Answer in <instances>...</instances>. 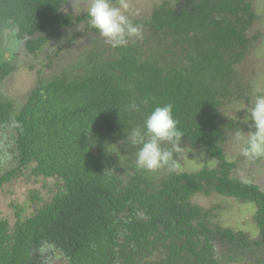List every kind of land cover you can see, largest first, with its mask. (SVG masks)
Instances as JSON below:
<instances>
[{"label":"trees","instance_id":"trees-1","mask_svg":"<svg viewBox=\"0 0 264 264\" xmlns=\"http://www.w3.org/2000/svg\"><path fill=\"white\" fill-rule=\"evenodd\" d=\"M74 1L0 0V87L21 53L56 70L39 72L19 105L0 91V187L21 176L50 185L30 191V215L0 214V264H48L47 246L65 264H264V189L226 153L231 134L250 129L227 114L252 98L238 66L258 50L264 73L255 0H164L133 21L143 39L120 48ZM164 104L183 133L176 170H140L127 134ZM191 150L205 165L179 171ZM198 195L254 204L259 236L215 223Z\"/></svg>","mask_w":264,"mask_h":264},{"label":"rangeland","instance_id":"rangeland-1","mask_svg":"<svg viewBox=\"0 0 264 264\" xmlns=\"http://www.w3.org/2000/svg\"><path fill=\"white\" fill-rule=\"evenodd\" d=\"M163 1L164 0H127L129 5L128 14L133 21L147 18L152 14L154 8ZM255 2L258 11V19L252 27L251 34L254 35L260 30L264 38V0H255ZM114 3L118 4L119 0ZM87 4L88 0H75L73 9L76 10L77 13H81L86 9ZM78 29L82 31V29ZM84 38H88V35L84 36ZM4 44H6L7 48L13 46L12 42H4ZM255 52V58L259 57L261 52L259 53L258 50ZM62 54L65 53L63 52ZM254 56H248L243 63L238 66V70L244 74L246 84L250 87L251 92L249 95L252 96L250 103L238 105L232 103L227 109V114L230 117L242 119L248 124L251 123L249 115L255 97L257 95H264V73L261 69L256 72L257 67L252 64ZM24 58L25 55L21 53L18 59V70L4 82L2 87H0V91L6 92L8 97L14 98V101L18 105L25 100L24 94L35 86L39 77V72H42V76H47L56 71L51 69V67L44 68V66L41 65V59L36 58L33 60L31 57H28L27 60H25ZM250 131L251 129L243 128V130L239 132L246 137ZM242 147V143L235 142V133L231 134L230 141L226 145V153L230 160L238 163L235 175L242 179L256 182L264 189V157H246L242 154ZM205 159L206 156L203 151H188L181 159V162L177 164V169L179 171L198 170L205 165ZM31 178L28 179L26 176H21L0 187V214L2 216L14 221L17 210L15 205L25 207V215H30L34 211L37 204L31 199L30 191L37 188L36 190L40 191L42 195H45L44 190L50 188V185L48 182L45 183L42 179L38 183H35L36 180ZM44 185H46V189H44ZM194 201L199 203L206 210H211L215 223L221 224L224 227L233 228L236 231L245 232L252 238H257L259 236V229L254 220V215L256 213L254 204H243L233 198L217 195H211L209 197L198 195L194 198ZM44 252L47 257L45 260L48 264L67 263L64 256L53 247L47 246Z\"/></svg>","mask_w":264,"mask_h":264},{"label":"clouds","instance_id":"clouds-1","mask_svg":"<svg viewBox=\"0 0 264 264\" xmlns=\"http://www.w3.org/2000/svg\"><path fill=\"white\" fill-rule=\"evenodd\" d=\"M127 0H88L85 9L90 27L96 29L105 43L112 48L128 46L143 39L140 25L133 22L128 14ZM147 103V101H145ZM137 109V105H130ZM250 133L245 137L235 134V142L242 143V154L246 157L264 156V95H257L250 110ZM183 133L177 127L173 106H157L144 120L143 126L134 127L127 134V140L136 147V167L149 172L167 168L174 172L176 164L173 151L178 150ZM166 145H171V148Z\"/></svg>","mask_w":264,"mask_h":264}]
</instances>
